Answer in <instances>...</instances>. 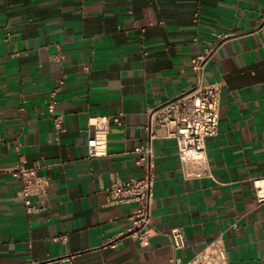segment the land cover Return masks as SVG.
Here are the masks:
<instances>
[{"label": "crops", "instance_id": "crops-1", "mask_svg": "<svg viewBox=\"0 0 264 264\" xmlns=\"http://www.w3.org/2000/svg\"><path fill=\"white\" fill-rule=\"evenodd\" d=\"M221 85L211 177L185 179L176 141H154L146 242L120 236L134 204H110L115 177L143 175L147 109L198 84ZM144 52H148L144 55ZM64 83L60 84V80ZM57 91L58 132L48 102ZM120 115L108 155L87 153L88 118ZM163 134V130L159 131ZM16 164L47 193L27 212ZM264 0H0V264H185L222 236L230 264H264ZM262 185V184H261ZM181 227L187 246L170 236Z\"/></svg>", "mask_w": 264, "mask_h": 264}, {"label": "built area", "instance_id": "built-area-1", "mask_svg": "<svg viewBox=\"0 0 264 264\" xmlns=\"http://www.w3.org/2000/svg\"><path fill=\"white\" fill-rule=\"evenodd\" d=\"M214 47L208 46L202 54L191 59V66L198 77V84L190 90L157 106L147 109V124L145 127L147 140L137 149L140 154L137 164L145 167L140 177H115L107 188V198L110 204H134L135 208L128 216L130 226L110 240V245L116 247L120 236H130L133 239L146 242L150 237L152 224L153 192L156 175L153 171L154 141L157 138H171L176 141L181 161V174L185 179L211 177L212 172L206 151L208 138L218 135L221 120V85L220 83H204V69L212 57ZM147 55L148 52H144ZM64 80H60L63 84ZM55 87L50 93L48 111L51 114L58 132L64 130L63 116L57 111V91ZM112 123H121L120 115H95L88 118L89 137L87 153L90 158H102L108 155V135ZM163 130V134H160ZM8 171L19 181V195L24 199L27 212L39 210L32 202L47 193L48 178L37 172V167H27L16 164ZM259 187V185H257ZM259 197L263 199V195ZM176 250L187 246V239L181 227L170 232ZM112 264V263H106ZM185 264H230L225 240L219 236L199 249Z\"/></svg>", "mask_w": 264, "mask_h": 264}, {"label": "bare ground", "instance_id": "bare-ground-1", "mask_svg": "<svg viewBox=\"0 0 264 264\" xmlns=\"http://www.w3.org/2000/svg\"><path fill=\"white\" fill-rule=\"evenodd\" d=\"M261 184H262V185H261ZM261 184H260V182H258V185L261 186L262 191H263V187H262V186H264V185H263V183H261ZM263 192H264V191H263Z\"/></svg>", "mask_w": 264, "mask_h": 264}]
</instances>
